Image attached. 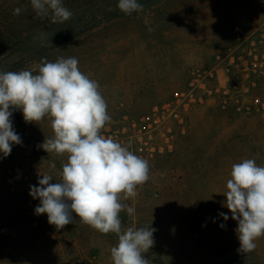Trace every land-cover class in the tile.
I'll list each match as a JSON object with an SVG mask.
<instances>
[{"label":"rangeland","instance_id":"obj_1","mask_svg":"<svg viewBox=\"0 0 264 264\" xmlns=\"http://www.w3.org/2000/svg\"><path fill=\"white\" fill-rule=\"evenodd\" d=\"M118 2L62 0L73 15L60 23L30 0H0V72L75 57L98 82L111 117L100 134L149 164V180L121 201L135 213H119L122 231L156 229L149 264H264V236L237 251L223 195L234 163L264 166V0H138L131 14ZM11 119L22 143L0 153V264H113L116 234L74 213L59 230L35 214L30 186L59 181L67 154L41 147L54 136L49 118L26 122L17 109Z\"/></svg>","mask_w":264,"mask_h":264},{"label":"clouds","instance_id":"obj_2","mask_svg":"<svg viewBox=\"0 0 264 264\" xmlns=\"http://www.w3.org/2000/svg\"><path fill=\"white\" fill-rule=\"evenodd\" d=\"M30 3L38 17L51 15L53 22L63 23L73 15L62 0ZM117 7L125 14L143 11L138 0H119ZM21 12L17 7L13 15ZM17 109L26 122L49 118L54 136L41 147L47 153L67 154L59 181L50 183L53 176L45 174L38 186H30L29 195L40 201L35 214H47L48 223L59 230L73 223L74 213L81 223L100 233L118 236V244L110 251L113 264H149L145 254L154 245L156 229L128 227L122 231L119 217L124 209L129 216L135 213L121 201L134 198L137 186L149 180V164L129 147L100 134L111 117L98 82L80 71L75 57H59L54 62L45 58L35 74L27 69L0 72V153L4 157L13 145L22 143L11 119ZM230 175L224 206L237 221V251L246 254L264 236V166L243 159L232 165ZM219 215L225 221L229 218L223 212Z\"/></svg>","mask_w":264,"mask_h":264}]
</instances>
